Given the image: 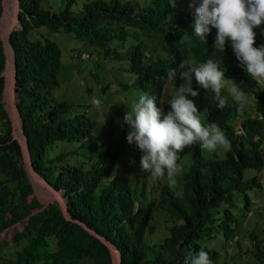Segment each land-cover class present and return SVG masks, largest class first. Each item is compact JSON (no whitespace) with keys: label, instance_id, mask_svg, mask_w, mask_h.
I'll return each instance as SVG.
<instances>
[{"label":"trees","instance_id":"obj_1","mask_svg":"<svg viewBox=\"0 0 264 264\" xmlns=\"http://www.w3.org/2000/svg\"><path fill=\"white\" fill-rule=\"evenodd\" d=\"M20 3L21 23L11 37L16 54L17 109L34 169L56 191L64 193L72 221L56 202L34 213L44 206L37 198L30 199L35 190L21 166L23 152L13 139L3 102L7 62L1 39L4 7L0 0V117L6 123V131L0 135V248L8 247L15 253L7 257L0 250V264H114L110 249L76 222L111 243L121 254L122 264H184L186 253L201 247L213 264H218L220 252L233 244L235 218L244 214L243 207H249L251 195L247 192L254 182H247L246 174L255 170L260 175L264 171V88L247 75L231 42H226L225 52H214L216 29L206 41L196 36L187 40L188 34H194L187 21L194 9L189 7L186 12L173 0H88L76 13L69 9L52 12L48 0ZM261 29L264 25L255 29L256 46L264 44ZM61 32L87 41L104 57L128 61L138 85L150 89L158 102L170 82L159 79L167 70L177 68L182 60L197 64L218 60L225 78L239 76L240 90L256 99L255 114L242 119L243 134L239 135L235 126L241 112L239 104L226 101L220 110L214 92L200 88L194 78L192 86L199 95L192 99L200 119L206 114L202 123L217 124L231 142V150L225 159L204 160L199 142L192 145L194 163L184 175L182 194L172 189L166 173L155 177L149 172L153 182L152 198L148 200L146 184L138 195L131 172L118 167L119 151L104 149L93 134L87 113L54 98L60 86L62 62L61 50L49 35ZM150 49L160 51L161 57L155 60L152 51V56L148 55ZM179 77L178 74L173 82ZM165 107V113L171 110L168 102ZM125 130H129L127 125ZM58 143L81 146L52 158L51 149ZM192 146L178 154L177 163ZM159 210L176 223L168 228V235L157 250L146 243V237L156 232L152 221ZM19 224L24 229L16 231L13 244L3 241L1 234ZM221 239L228 244L224 245ZM251 239L254 246L246 254L253 264H264V240L255 235ZM209 241L216 243L209 246ZM150 249L154 250L155 259L149 258ZM235 259H225L223 263H241Z\"/></svg>","mask_w":264,"mask_h":264},{"label":"rangeland","instance_id":"obj_2","mask_svg":"<svg viewBox=\"0 0 264 264\" xmlns=\"http://www.w3.org/2000/svg\"><path fill=\"white\" fill-rule=\"evenodd\" d=\"M87 1L88 0H48V5H46L51 7L52 12L61 13L62 11L69 9L71 12L76 13L80 11ZM128 1L138 0H120L122 3ZM190 2L191 0H173L174 5L184 8L186 12L189 10ZM199 3V0H196V6H199ZM6 4L7 6L3 14V26L5 13L6 16L7 14L9 15V22L7 23L8 20L5 21L6 28L4 27V32H6L11 20L13 19V8H15L16 1L12 0ZM191 15L193 16L187 17L189 26H193L194 24V12ZM193 37H195L194 34L190 33L186 38L187 40H190ZM49 38L54 41L61 50L62 68L58 78L60 86L55 91L54 98L56 100L74 104L78 107L80 112L84 111L87 113V116L92 123L94 136L104 149H110L114 152L116 150L119 151V169H125V171L131 172L130 175L133 182L138 186V195H141L143 192L141 189L143 187V183L146 184L147 198L150 200L152 198V195L150 194V192H152L150 184L153 182V176L150 175L149 171L141 172L140 159L142 153L134 144L128 143L126 139L128 131L125 130V125L122 127L118 121L123 120L127 110L134 111L135 105L138 103L142 94L147 93L152 95L151 90L138 85V77L130 71L128 61L112 60L110 57H104L103 54L98 52V49L95 46L89 44L83 39H77L74 34L61 32L51 34L49 35ZM151 51L152 54H154L153 56L155 60L162 55L160 51L154 52L150 49L147 52L150 56H152ZM81 55L85 58L88 55H91L93 59L82 60ZM105 60H107V62ZM184 82L185 81L180 77L176 80V82L170 81L163 91V98L159 102L157 101V106L163 107L165 112L166 102L176 95L177 88ZM240 83H242L241 78L239 76H234L230 78V81H228L227 87H230L232 84L238 85ZM260 84L264 88V83ZM227 87L222 89L221 95L226 97V101L233 103L235 101L228 93ZM246 97L247 103L235 120V126L239 134L242 132V119H246L247 117H251L255 114L256 99L249 95H246ZM94 99L101 100L100 107L97 108L94 105ZM3 102L6 111H9V104L11 101L9 102L8 100L7 91L4 94ZM205 120L206 114H202L201 121L205 123ZM17 123L20 137L23 142H25V138H23L22 135L21 119H19V117H17ZM5 124V121H3L0 117V135H3L6 131ZM80 146L81 145L69 143L55 144L51 149L50 157H56L62 152L74 151ZM227 152L228 150H224L223 148H218L214 152L203 150L202 158L204 160L210 158L222 160L227 157ZM193 157L194 147L192 146L187 150V153L178 163L181 171L175 177L177 181L176 184L171 186L178 195H181L183 192L184 175L193 165ZM133 161H135V163H133ZM21 166L24 171H28L27 159H25L24 155L21 159ZM138 177L139 180H137ZM254 178L257 182L254 181ZM246 180L247 182H250L251 180L254 182L251 183L253 187L247 192L248 195H251L249 199V207H243L242 211H244V214L235 218L236 221L233 223V228L236 230V234L233 238V244L227 245L226 249H223L220 252L221 256L218 264H224L223 262L225 259L227 262H233L236 256H239V258H236L235 260L240 259V264H253L251 258H249L246 254V251H249L254 246V240L251 239V235L258 236L260 240H264V171L260 175H257L255 170L247 173ZM35 187L36 191L30 199L35 197L44 206L42 210L34 211V213H39L50 204L55 203V200L49 197L52 196V193L49 192V190H47L42 184H38V187L37 185ZM60 197L67 206L64 193H61ZM137 206H139V204H137ZM175 223L176 221L165 211H157L154 214L152 221V224L156 228V232L152 236L148 235L146 237V243L151 247H155L157 250H160L162 243L168 235V228L173 227ZM23 229L24 226L22 224L16 225L12 229L2 233L1 238L3 241H9L12 245L16 231H23ZM221 241H223L224 245L228 244V242H225L222 239ZM226 241H228V239ZM209 242L212 243H209V246L216 243V241ZM221 243L222 242L220 241L218 242L219 245ZM217 248L220 247L218 246ZM0 250L7 257H12L15 254L14 250L8 247L0 248ZM239 252H241V255H238ZM148 253L151 260L155 259V256H153L155 254L154 250L150 249Z\"/></svg>","mask_w":264,"mask_h":264},{"label":"clouds","instance_id":"obj_3","mask_svg":"<svg viewBox=\"0 0 264 264\" xmlns=\"http://www.w3.org/2000/svg\"><path fill=\"white\" fill-rule=\"evenodd\" d=\"M189 7L194 9V36L206 41L207 35L216 29L214 52H225L226 42L230 41L234 55L247 75L264 83V44L256 46L255 31L264 25V0H200L199 6H196V0H191ZM178 74L185 82L168 101L170 111L165 113L163 107L157 106L155 96L144 93L134 111L127 110L123 120L118 121L122 127L128 126V143L134 144L142 153L141 172L149 171L155 177H164L166 173L170 186L177 182L175 177L181 171L178 154L186 147L199 142L201 150H231V142L217 124L205 126L202 123L197 104L192 99L199 95L192 86L194 77L200 88L214 92L217 107L224 109L226 97L221 92L230 79L225 78L220 61L208 59L197 64L182 60L177 68L167 70L159 79L174 81ZM227 91L239 104L238 111H242L247 103L246 94L237 84L227 87ZM93 103L98 108L101 100L94 99ZM242 134L243 129L239 135ZM184 264H213V261L201 247L196 252L188 251Z\"/></svg>","mask_w":264,"mask_h":264},{"label":"water","instance_id":"obj_4","mask_svg":"<svg viewBox=\"0 0 264 264\" xmlns=\"http://www.w3.org/2000/svg\"><path fill=\"white\" fill-rule=\"evenodd\" d=\"M16 1V6L13 12V19L11 20V23L9 24V27L7 28L6 32H4V27H3V17L1 19V39L4 42V47H5V56H6V68L3 74V78H5V83H6V91L7 93L9 92L12 99V109L10 108L8 112L9 114V119L12 125V131H13V139L14 141H17L22 149L23 155L25 157V159H27V166H28V171H24L27 176L29 177V180L31 182V184L34 187V190L36 191V187H35V181L39 182L40 184H42L47 190H49L54 196V200L56 203L59 204V206L62 209V212L64 214V216L69 220L72 221L69 213H68V208L65 205V202L62 201L60 194L58 191H56L43 177H41L34 169L33 166V162H32V156L30 153V149H29V145L28 142L24 136V131H23V122L22 119L20 117V114L18 112L17 109V88H16V78H17V68H16V54L15 51L11 45V37L12 34L17 31L19 29V25L21 23V19H20V13H21V3L20 0H15ZM7 0H3V7L4 10L6 9V4ZM13 7V6H12ZM18 23V24H16ZM12 53V60H10V54ZM13 64V76H12V80L11 82H9L8 79V69L10 64ZM11 85V86H10ZM6 93V92H5ZM17 117H19V119H21V128H22V135L23 138H25V143L22 141V139L17 135ZM77 224H79L81 227H83L87 232H89L91 235L95 236L96 238H98L103 244H105L111 251L112 257H113V261L114 264H122V258H121V254L119 253V251L111 244L109 243L105 238L99 236L96 232L92 231L91 229L88 228L87 225L81 223V222H76ZM118 258V259H117ZM118 261V262H117Z\"/></svg>","mask_w":264,"mask_h":264},{"label":"bare ground","instance_id":"obj_5","mask_svg":"<svg viewBox=\"0 0 264 264\" xmlns=\"http://www.w3.org/2000/svg\"><path fill=\"white\" fill-rule=\"evenodd\" d=\"M9 1H12V0H7V2L6 3H9ZM10 6V5H9ZM13 6V5H12ZM16 6V5H15ZM10 12V11H9ZM8 14H7V16H6V13H5V17H4V26L3 27H5V21H7L9 18H8ZM11 16V15H10ZM9 22V20L7 21V23ZM6 28V27H5ZM12 53L10 54V60H12ZM7 75H8V79H9V82H11V80H12V76H13V64L11 63L10 64V66H9V69H8V72H7ZM11 86V85H10ZM7 95H8V100H9V102L11 101V103L9 104V106H10V108L12 109V97H11V95H10V93L8 92L7 93ZM17 135L20 137V134H19V132H18V123H17ZM21 138V137H20ZM22 139V138H21ZM23 141V140H22ZM25 143V142H24ZM35 183V186L37 185V187H38V184L39 185H41L39 182H37V181H35L34 182ZM38 183V184H37ZM42 187V186H41ZM43 188V187H42ZM50 192V191H49ZM52 198L54 199L55 198V196L52 194Z\"/></svg>","mask_w":264,"mask_h":264},{"label":"built area","instance_id":"obj_6","mask_svg":"<svg viewBox=\"0 0 264 264\" xmlns=\"http://www.w3.org/2000/svg\"><path fill=\"white\" fill-rule=\"evenodd\" d=\"M81 57H83V56H81ZM85 57H83L82 59H84ZM87 59H89V55L84 59V60H87Z\"/></svg>","mask_w":264,"mask_h":264}]
</instances>
